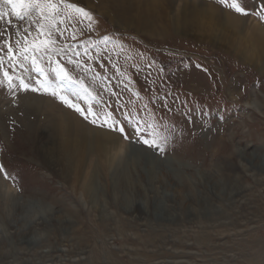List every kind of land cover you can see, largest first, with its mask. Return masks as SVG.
Here are the masks:
<instances>
[{
	"label": "rangeland",
	"instance_id": "1",
	"mask_svg": "<svg viewBox=\"0 0 264 264\" xmlns=\"http://www.w3.org/2000/svg\"><path fill=\"white\" fill-rule=\"evenodd\" d=\"M127 1L83 0L98 21L93 37L118 36L127 50L118 54L108 45L106 66L96 68L107 79L97 76L93 82L91 74L86 79L121 119L128 110L147 118V105L180 131L163 156L120 139L130 157L119 176L94 147L87 158L90 174L98 165V196L93 197L81 185L86 172L79 170L76 176L64 164L52 166L45 155L51 144L60 145V128L45 122L48 105L53 101L86 126L110 131L49 95L28 92L14 107L0 92V163L19 178L17 188L0 176V264H264V49L259 47L257 60H247L207 31L177 30L172 15L162 21L169 28L158 35L101 13ZM164 1L173 12L181 4ZM198 1L219 7L215 0ZM159 9L154 14H161ZM255 22L264 28L259 21L241 18L242 24ZM109 56L116 67L108 63ZM153 60L165 66L162 80L156 65L148 67ZM121 73L133 77L140 98L125 88L128 80ZM145 77L155 85H147ZM109 88L120 96L113 97ZM167 93L171 112L160 99L149 101ZM150 156L160 173L149 169ZM8 191L13 193L8 196ZM14 205L21 214L11 211ZM19 218L24 222L20 226Z\"/></svg>",
	"mask_w": 264,
	"mask_h": 264
},
{
	"label": "snow or ice",
	"instance_id": "2",
	"mask_svg": "<svg viewBox=\"0 0 264 264\" xmlns=\"http://www.w3.org/2000/svg\"><path fill=\"white\" fill-rule=\"evenodd\" d=\"M215 3L237 17L264 24V0H215ZM218 19H224L223 11ZM201 24L205 26L206 21L201 20ZM97 25L94 11L83 6V0H0V92L14 107L19 105V97L28 92L49 95L92 125L163 156L175 134L180 131L177 126L170 120L157 117L147 105V118L138 111L128 110L121 112V119L116 109L104 101L86 79L91 74L90 80L94 82L100 76L96 68L106 66L103 59L108 45H112V50H118V54L127 51L118 36L103 34L94 38L92 33L96 32ZM137 55L144 56L143 53ZM97 61L100 63L94 65L93 62ZM108 63L116 67L111 56ZM154 65L155 60L148 67ZM133 66L140 71L138 65ZM156 70L158 78L162 80L159 74L165 73V66L156 65ZM121 76H126L128 80L125 88L140 98L141 90L135 86L133 77L125 73H121ZM100 78L107 79L104 76ZM145 83L155 85L156 81L145 77ZM256 84L261 86L259 80ZM129 85L133 87L129 88ZM108 91L113 97L120 96L111 88ZM167 95L171 93L163 97H150L149 101L160 99L163 109L171 112ZM95 105L100 106L99 110ZM189 112L184 115L191 121ZM208 114L203 111V115ZM217 115L220 120L225 119L219 109ZM11 123L15 124V121ZM115 146L120 147L119 143ZM0 176L19 187L18 176L2 163Z\"/></svg>",
	"mask_w": 264,
	"mask_h": 264
},
{
	"label": "bare ground",
	"instance_id": "3",
	"mask_svg": "<svg viewBox=\"0 0 264 264\" xmlns=\"http://www.w3.org/2000/svg\"><path fill=\"white\" fill-rule=\"evenodd\" d=\"M162 2L163 4H160V0H129L124 4L110 9L104 7L101 13L109 14L108 16H110L111 20L114 22L132 23L134 28L140 31H149L157 34H161L169 28L168 25L162 23V21L166 22V19H169L172 15L173 18H171V22L177 30L183 29L188 32H199L200 34H205L207 31L209 37L226 41L247 60H257L256 58L259 57L257 56L259 47L264 49V28L257 22L242 24L240 17L226 11H223L224 19L220 20L218 17L222 10H220L219 7L198 0H180L181 4L179 3L180 5L176 12L171 11V7L166 3L167 1L163 0ZM159 8L162 10L161 14H157ZM113 10H115L114 13ZM156 11L157 13L154 14ZM133 12H135V14ZM171 19H169V21ZM156 20L162 23L161 26L158 27L157 24H155ZM201 20L206 21L205 26H202ZM207 23L215 24L216 28ZM48 107L51 113L45 122H47L50 127L54 128V130L55 127L60 128L57 130L60 145L58 146L55 143L51 144L52 151H46L45 155L48 157V160H50L52 166L64 164L65 170L75 172L76 176H78L79 170H82L80 171L81 173L86 172V178L83 179L81 185L83 189L85 188L84 192H86V194L88 192L95 197L97 195V188L95 187L94 174L95 172L97 173L98 165L97 162H95L92 167L94 174H90V170L88 171L87 169L89 166V159L87 158L94 153H90V151L92 149L94 151V147H96L98 154L106 155L107 164L110 166V169L113 168L115 176H119L121 172L119 168H121L122 164L130 157L127 158V155L123 152L126 144L121 141L120 137L116 134L99 129L97 130L92 126H86L84 121L76 114L55 102L53 103V101L50 102ZM61 127H63V129ZM117 143H119L120 147L115 146ZM57 154L61 156L59 159L55 158ZM154 160L155 157H149V165L151 167L149 169L156 173H160L161 171L158 172L160 168L155 165ZM60 172L64 173L63 175L66 174L65 176H69L63 170ZM12 193L13 192L8 191L7 195L9 196ZM11 211L21 214L18 205H14ZM21 220L22 219L19 218V226L22 224L21 222H23V220Z\"/></svg>",
	"mask_w": 264,
	"mask_h": 264
}]
</instances>
